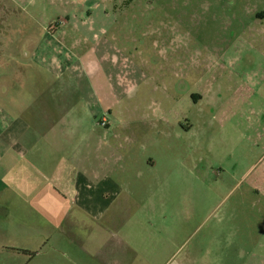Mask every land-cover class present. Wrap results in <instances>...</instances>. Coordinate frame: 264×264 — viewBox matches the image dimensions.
<instances>
[{
    "label": "crops",
    "instance_id": "0c3cea01",
    "mask_svg": "<svg viewBox=\"0 0 264 264\" xmlns=\"http://www.w3.org/2000/svg\"><path fill=\"white\" fill-rule=\"evenodd\" d=\"M59 4L67 7L60 16ZM80 5V0H0V264H91L88 258L123 264L120 250L106 249L112 240L125 250L124 264H134L127 254L137 258L136 221H120L122 209L113 205L122 182L107 171L124 161L126 140L140 126L162 132L168 125L170 88L163 86L158 98V87L153 92L179 60L170 64L166 52L155 54L167 46L148 33L138 43L131 25L151 24V18L73 14ZM247 11V23L257 24L256 35L263 37L264 8ZM60 19L66 23L52 27ZM103 117L111 134L98 124ZM123 129H130L124 138ZM261 174L264 178V169ZM181 197L193 223L217 215L216 193L188 191ZM246 197L250 194L239 199ZM243 206L240 200L232 213H221L217 221L227 220V226L204 232L201 264H216L220 240L227 248L243 242L232 224L234 210ZM186 226L177 229V239ZM246 232L248 238V227Z\"/></svg>",
    "mask_w": 264,
    "mask_h": 264
},
{
    "label": "rangeland",
    "instance_id": "374dc122",
    "mask_svg": "<svg viewBox=\"0 0 264 264\" xmlns=\"http://www.w3.org/2000/svg\"><path fill=\"white\" fill-rule=\"evenodd\" d=\"M80 1L82 5L73 13L79 16L151 18V24L131 25L139 35L138 43L148 33L169 49H156L155 54L166 52L170 64L179 60L169 73L164 72L153 92L158 87L154 94L158 98L163 86L170 88L174 103L168 125L162 132L140 126L130 139H124L129 146L121 153L125 162L107 171L110 179L122 182V194L113 205L122 209L120 221L130 217L136 221L138 254L136 259L127 254L128 261L201 264L204 232L227 226V220L217 219L221 213H232L233 205L243 200L242 210L236 207L232 219L243 242L236 240L227 248L220 240L216 264L259 263L264 258V207L260 209V202L264 203V36L257 37V24L247 23V9L264 8V0ZM65 9L59 4L56 15ZM64 23L60 19L52 27ZM103 129L111 134L109 127ZM122 131V138L130 134V129ZM148 159L154 166L146 165ZM188 191L216 193L217 215L206 221L197 217L193 223L181 200V193ZM245 193L250 199H239ZM252 202L257 204L255 211ZM239 213L246 218L238 219ZM184 224V233L177 239V229ZM106 249L120 250L117 255L124 264L122 247L112 240ZM88 261L95 264L94 258Z\"/></svg>",
    "mask_w": 264,
    "mask_h": 264
},
{
    "label": "built area",
    "instance_id": "2783aa9c",
    "mask_svg": "<svg viewBox=\"0 0 264 264\" xmlns=\"http://www.w3.org/2000/svg\"><path fill=\"white\" fill-rule=\"evenodd\" d=\"M98 124L101 126V127H105L107 124H108V120L106 117H103L101 120L98 121Z\"/></svg>",
    "mask_w": 264,
    "mask_h": 264
}]
</instances>
